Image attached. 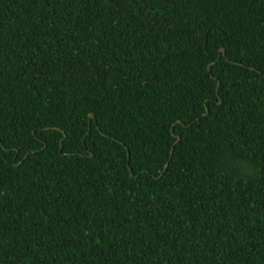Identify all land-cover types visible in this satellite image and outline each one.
Returning <instances> with one entry per match:
<instances>
[{
    "label": "trees",
    "instance_id": "obj_1",
    "mask_svg": "<svg viewBox=\"0 0 264 264\" xmlns=\"http://www.w3.org/2000/svg\"><path fill=\"white\" fill-rule=\"evenodd\" d=\"M0 264H264V0H0Z\"/></svg>",
    "mask_w": 264,
    "mask_h": 264
},
{
    "label": "water",
    "instance_id": "obj_2",
    "mask_svg": "<svg viewBox=\"0 0 264 264\" xmlns=\"http://www.w3.org/2000/svg\"><path fill=\"white\" fill-rule=\"evenodd\" d=\"M221 51L225 53V49H224V48H221ZM89 116H90V117H93V114L90 113Z\"/></svg>",
    "mask_w": 264,
    "mask_h": 264
}]
</instances>
